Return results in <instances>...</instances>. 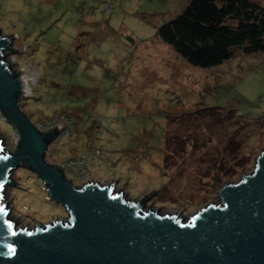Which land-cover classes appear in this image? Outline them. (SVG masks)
Here are the masks:
<instances>
[{
  "label": "rangeland",
  "instance_id": "1",
  "mask_svg": "<svg viewBox=\"0 0 264 264\" xmlns=\"http://www.w3.org/2000/svg\"><path fill=\"white\" fill-rule=\"evenodd\" d=\"M189 2L0 0V36L18 51L6 49L5 60L19 79L35 78L23 111L35 124L72 120L71 133L49 145L47 162L84 154V168L66 171L76 186L114 184L129 199L148 197L146 209L185 222L220 204L219 190L253 172L264 148V52L191 65L158 36ZM0 138L4 152H17L1 112ZM10 180L16 185H7L4 202L18 228L69 221L27 167Z\"/></svg>",
  "mask_w": 264,
  "mask_h": 264
},
{
  "label": "water",
  "instance_id": "2",
  "mask_svg": "<svg viewBox=\"0 0 264 264\" xmlns=\"http://www.w3.org/2000/svg\"><path fill=\"white\" fill-rule=\"evenodd\" d=\"M0 36V112L17 136L18 150L4 152L0 138V264H264V148L254 171L219 190L220 204L200 209L185 222L161 215L148 197L129 199L114 184L76 186L57 164L46 160L59 128L42 132L22 109L26 96L19 71ZM27 167L62 204L69 221L18 228L4 202L10 177Z\"/></svg>",
  "mask_w": 264,
  "mask_h": 264
},
{
  "label": "trees",
  "instance_id": "3",
  "mask_svg": "<svg viewBox=\"0 0 264 264\" xmlns=\"http://www.w3.org/2000/svg\"><path fill=\"white\" fill-rule=\"evenodd\" d=\"M158 36L191 65L212 68L232 59L237 50L264 52V5L190 0L182 13L158 28Z\"/></svg>",
  "mask_w": 264,
  "mask_h": 264
},
{
  "label": "built area",
  "instance_id": "4",
  "mask_svg": "<svg viewBox=\"0 0 264 264\" xmlns=\"http://www.w3.org/2000/svg\"><path fill=\"white\" fill-rule=\"evenodd\" d=\"M57 117H59V114L57 113V115H56ZM56 117V118H57ZM55 118V119H56ZM58 119V118H57ZM54 119L53 120H51L50 122H47V123H44V124H42V123H37L36 125L38 126V128L42 131V132H45V133H48V132H51V131H53L54 129V125L57 123V125H55V127L57 126L58 128H59V130H58V132L56 133V135L51 139V144H52V142L54 143V142H56L61 136H63V135H69V133H71V132H66V130L67 131H69V130H71L72 131V123H67L68 121H72L71 120V118H69V117H66V116H61L60 117V121H54ZM61 123V124H60ZM70 125V126H69ZM65 126V127H64ZM62 128H64V131L65 132H60L61 130H62ZM99 133V132H98ZM51 149V146H49V148H48V150H47V153H48V151ZM99 153H100V151H99V149H95L94 150V156H97V155H99ZM87 161V157H86V155H82L80 158H78V159H68V160H65V162L64 163H62V164H57L61 169H63L64 170V172H65V175H66V171H67V169L69 168V167H71V169L72 170H76L75 172H77L78 171V167H81V168H84V162H86ZM75 167H77V168H75ZM85 171V170H84Z\"/></svg>",
  "mask_w": 264,
  "mask_h": 264
},
{
  "label": "bare ground",
  "instance_id": "5",
  "mask_svg": "<svg viewBox=\"0 0 264 264\" xmlns=\"http://www.w3.org/2000/svg\"><path fill=\"white\" fill-rule=\"evenodd\" d=\"M21 80L24 82V87H25V92H26V90H27V93L31 90V87H30V85H29V81H35V78L33 77H29V75L28 76H22L21 77ZM26 93V94H27Z\"/></svg>",
  "mask_w": 264,
  "mask_h": 264
},
{
  "label": "snow or ice",
  "instance_id": "6",
  "mask_svg": "<svg viewBox=\"0 0 264 264\" xmlns=\"http://www.w3.org/2000/svg\"><path fill=\"white\" fill-rule=\"evenodd\" d=\"M4 209L3 208H0V211H3Z\"/></svg>",
  "mask_w": 264,
  "mask_h": 264
}]
</instances>
